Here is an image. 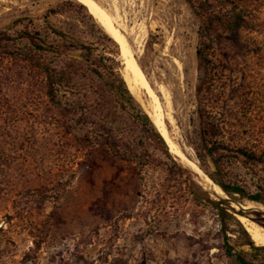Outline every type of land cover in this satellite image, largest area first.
I'll use <instances>...</instances> for the list:
<instances>
[{"label": "rangeland", "instance_id": "rangeland-1", "mask_svg": "<svg viewBox=\"0 0 264 264\" xmlns=\"http://www.w3.org/2000/svg\"><path fill=\"white\" fill-rule=\"evenodd\" d=\"M93 1L127 39L161 110L147 90L132 95L199 171L168 142L170 156L155 148L137 110L123 107L80 53L56 56L19 37L59 45L54 26L112 58L105 64L123 77L120 44L106 43L110 33L88 8L0 0V34L16 54L0 57V264H233L234 249L264 264V250L249 243L264 246L247 230L264 231V204L231 197L211 179L264 190V0ZM37 62L71 74L53 97ZM207 198L228 200L225 213Z\"/></svg>", "mask_w": 264, "mask_h": 264}, {"label": "trees", "instance_id": "trees-1", "mask_svg": "<svg viewBox=\"0 0 264 264\" xmlns=\"http://www.w3.org/2000/svg\"><path fill=\"white\" fill-rule=\"evenodd\" d=\"M74 3L79 5L80 7L87 10V8L73 0ZM56 12V10H53ZM92 17V16H91ZM51 31L61 39V44H46L44 43L39 34L32 32H20L19 37L21 39H26L29 43L37 50L41 52L52 53L56 56H66L71 57L75 52L80 53L81 58L86 66V68L91 72L92 75L102 80L107 91L121 104L123 107H131L136 109L137 112L133 116L135 122L139 126L140 131L153 143L154 147L163 151L166 155L170 156L168 144L166 143L163 136L160 134L153 121L149 117V115L141 108L140 104L137 102L135 97L130 92L128 85L125 79L122 77L120 72L114 68L113 65L108 66L105 64L106 61H114L112 58H106L103 56H95L92 48L87 46L82 41L77 38L64 33L63 31L51 26ZM104 39L107 44H112L117 46V42L106 32H103ZM8 36L5 34H0V57L5 55H16L15 52L11 51L8 47ZM199 56H202V52L199 50L197 52ZM37 67L42 70V72L46 75L47 78V93L51 97L54 96L56 92V86L62 85L64 82L68 80V77L71 74L66 73H56L52 70V68L45 63L37 62ZM89 141V140H88ZM218 148L216 145L213 148H208V151L211 155H213ZM243 157L248 159H258L256 154L249 153L244 149L237 150ZM217 171L221 172V166L219 162H216ZM219 174V173H218ZM220 175V174H219ZM211 179L215 184H217L227 195L231 197L238 196L242 199H248L250 201L258 202L264 204V190L261 189L254 194H250L244 188L236 185H231L225 183L223 180L219 178L217 175H211ZM204 195L207 196L206 192H203ZM209 203L215 205L218 209L219 215L225 213L224 209L220 207V205L225 204L228 205L229 202L225 198H221L219 202H212L209 198L206 199ZM241 225V224H240ZM250 247L255 250H264V247H256L254 243L250 240ZM230 259H232L233 264H250L246 262V260L242 257V253L237 250L228 251Z\"/></svg>", "mask_w": 264, "mask_h": 264}, {"label": "bare ground", "instance_id": "bare-ground-1", "mask_svg": "<svg viewBox=\"0 0 264 264\" xmlns=\"http://www.w3.org/2000/svg\"><path fill=\"white\" fill-rule=\"evenodd\" d=\"M77 1L80 2L82 5H84L86 8H88L90 14L93 15L101 23V25L104 28H106V30L115 39V41L120 44L121 49H122V56L125 58L123 77L131 93L134 96H136L139 100H141L142 89L147 90V92L151 95L152 100L154 101L156 105V108H158V110L160 111L161 105H160L159 100L157 99L151 87L149 86L142 69L138 65V62L135 60L134 58L135 55L133 51L131 50L127 39L125 38V36L121 33L119 29L114 27V24H113L114 20L105 11H103L95 1L93 0H77ZM167 104H168L167 108L169 110L167 114V119L170 121V123L174 127H176L175 118L173 117V113L171 110L172 106L170 107L169 103ZM152 118L155 124L158 126V129L160 133L162 134V136L164 137V139L166 140V142H168L171 145V148H172L171 150L175 151L176 154L184 158L187 161V163H189L192 166V168L195 169V171L196 170L199 171V168L197 167V165L187 160L186 157L181 153V150L178 148V146H176L172 137L167 132L165 124L161 120H159L157 117H152ZM174 132H175L174 135L178 137L177 131L175 130ZM239 218L241 219L242 222L248 223V219L244 217H239ZM247 230L250 233L252 240L257 245L264 246V231L262 230L261 227L257 226L254 223H248Z\"/></svg>", "mask_w": 264, "mask_h": 264}]
</instances>
